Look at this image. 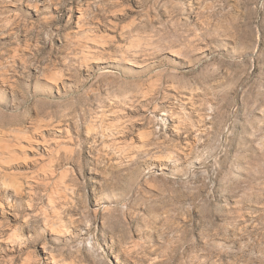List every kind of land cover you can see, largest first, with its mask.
Here are the masks:
<instances>
[{"label":"rangeland","instance_id":"obj_1","mask_svg":"<svg viewBox=\"0 0 264 264\" xmlns=\"http://www.w3.org/2000/svg\"><path fill=\"white\" fill-rule=\"evenodd\" d=\"M39 132L68 232L36 160L4 164L0 264H264V0H0V134Z\"/></svg>","mask_w":264,"mask_h":264},{"label":"bare ground","instance_id":"obj_2","mask_svg":"<svg viewBox=\"0 0 264 264\" xmlns=\"http://www.w3.org/2000/svg\"><path fill=\"white\" fill-rule=\"evenodd\" d=\"M94 52L95 51L92 48L87 46L83 51L84 60L90 61L92 59H95L96 53ZM55 74L52 78L58 84L61 77L58 74ZM103 125L106 126H103L104 134L107 136L110 145L113 146V148L117 147L123 153L124 156H128L130 157V159H132L133 156L129 155L131 148L128 147L126 144H123L121 139L118 138V133L121 134V132H123V125L119 124L118 122L111 121H107L105 124L103 123ZM38 134L42 133L39 132L34 135H25V133H19L16 134L14 139L15 141L10 140L7 137L6 133L0 134V184H2L5 189L10 190V188H13L16 192L19 193L24 191L23 181L17 177H7L5 173L6 171L3 167L4 164H10L16 160L26 161L28 159L34 158L38 163L39 168L31 177V179H33L36 183H41L44 185L49 199V205L43 206L41 208L45 219V225L48 227V229L50 228L52 232L54 231L55 233L65 234L68 232V228H65V225L60 221V211L58 208V204L61 200L67 197L66 194L68 189H70V185L67 181L68 172L58 171L57 161L59 159V154L61 150L67 149L68 147L60 141H55V143L53 145H49V147H47L44 152H36L37 155L31 156L30 154H28V151L31 149H35L36 144L43 143L45 145L50 143L46 137H44L43 135L37 136ZM33 185L35 184L32 183L31 186ZM0 206H3L2 202H0ZM11 236L12 237L11 239L9 238V241H11L15 245H22V242L25 240L26 237H23L22 235L17 233H13ZM33 258L34 256H32L31 259H29L28 261L30 262ZM45 259L46 264H59L58 260L56 259V256L51 252L45 254Z\"/></svg>","mask_w":264,"mask_h":264}]
</instances>
